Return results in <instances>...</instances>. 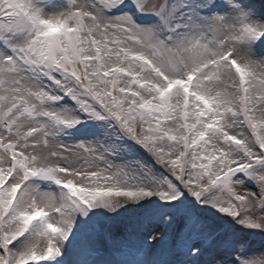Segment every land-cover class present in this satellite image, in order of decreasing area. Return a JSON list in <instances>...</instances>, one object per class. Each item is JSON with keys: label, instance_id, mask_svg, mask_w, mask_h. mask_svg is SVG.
<instances>
[{"label": "snow or ice", "instance_id": "snow-or-ice-1", "mask_svg": "<svg viewBox=\"0 0 264 264\" xmlns=\"http://www.w3.org/2000/svg\"><path fill=\"white\" fill-rule=\"evenodd\" d=\"M0 264H264V0H0Z\"/></svg>", "mask_w": 264, "mask_h": 264}, {"label": "rangeland", "instance_id": "rangeland-1", "mask_svg": "<svg viewBox=\"0 0 264 264\" xmlns=\"http://www.w3.org/2000/svg\"><path fill=\"white\" fill-rule=\"evenodd\" d=\"M253 239H254L253 247L254 248H259V246H260V239H259V237H256V238H253Z\"/></svg>", "mask_w": 264, "mask_h": 264}]
</instances>
